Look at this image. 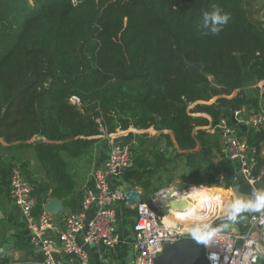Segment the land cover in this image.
Returning a JSON list of instances; mask_svg holds the SVG:
<instances>
[{
  "label": "trees",
  "instance_id": "16d2710c",
  "mask_svg": "<svg viewBox=\"0 0 264 264\" xmlns=\"http://www.w3.org/2000/svg\"><path fill=\"white\" fill-rule=\"evenodd\" d=\"M243 3L0 0V139H44L30 146L47 178L35 198L40 212L49 199L74 193L64 156L78 159L101 141L92 138L147 130L157 120L158 131L173 136L174 143L161 134L171 155L156 151L152 167L121 176L144 201L177 161L184 182L196 188L232 186L237 165L223 158L216 137L195 130L209 123L193 115H206L219 129L236 111L260 109L244 89L264 81V22L251 21ZM239 135L257 153L264 147L263 132L247 127ZM9 179L10 168L0 163V195ZM252 212L235 209L214 229L230 222L244 231Z\"/></svg>",
  "mask_w": 264,
  "mask_h": 264
},
{
  "label": "built area",
  "instance_id": "2783aa9c",
  "mask_svg": "<svg viewBox=\"0 0 264 264\" xmlns=\"http://www.w3.org/2000/svg\"><path fill=\"white\" fill-rule=\"evenodd\" d=\"M71 102L77 103V100L72 99ZM241 115L242 110H239L232 117L238 121V125H245ZM238 125L224 120L220 122V154L226 160L235 161V177L241 174L252 186L264 181V164L257 166V159H264V147L259 153L249 147L239 135ZM248 126L264 133V114H251ZM108 145L104 166L92 174V185L83 191L79 211L62 216L63 230L58 233V239L53 238L57 230L54 218L44 209L34 214L37 203L33 186L22 167L12 164L8 195L29 233L28 241L43 253V260L36 264H58L61 257H64L62 264H88L83 247L100 244L110 249L117 245L114 206L122 203L127 207V199L120 189L111 187L110 181L121 178L131 169L133 151L130 145L114 140H110ZM155 198L150 197L133 207V264H156L164 245L185 238L200 240L208 264H257L264 257V183L262 188L255 191L258 205L255 212L249 214L245 230L235 233L214 229L220 216L228 210L223 203L211 205V209H206L198 222L191 221L194 217L190 212L167 210L178 220L167 222L152 206ZM91 209L93 214L88 218L86 215ZM237 209L240 210V207ZM212 210L214 213L208 215Z\"/></svg>",
  "mask_w": 264,
  "mask_h": 264
},
{
  "label": "crops",
  "instance_id": "0c3cea01",
  "mask_svg": "<svg viewBox=\"0 0 264 264\" xmlns=\"http://www.w3.org/2000/svg\"><path fill=\"white\" fill-rule=\"evenodd\" d=\"M245 94L247 96H254L259 100L260 109L258 112L264 114V110L262 106H264V81L257 83L254 86H248L244 89ZM214 100L210 101L207 104L213 103ZM253 113V112H252ZM255 113H257L255 111ZM194 117H202L208 121V125L204 127H197L195 130H203L206 133L210 132L209 129L211 127V119L206 115L196 114ZM242 119L245 124L249 122L250 115L244 113L242 110ZM231 122V121H230ZM247 127H249L247 125ZM161 134H168L170 136V140L174 143V139L171 133L167 131L160 132L156 130L154 127H151L147 130H136L133 128H129L125 132H118L116 134H112L111 136H103V137H95L92 139L100 140L96 143L90 150L85 152L82 157L78 159H71L67 156H64V159L67 164V171L74 178V193L67 200H63V211L57 216L54 217V224L56 226V232L53 233V238L58 239V233L63 230L62 224V216L68 213H76L79 211L80 203L82 200L83 191L86 188H90L91 176L96 170H101L104 166V162L107 159L108 155V147L109 141L114 140L115 142H120L118 138H126L130 137L127 142V145H135L137 140L141 136H147L148 138L153 137L159 139L160 141H164L161 138ZM218 135H220V129L218 131ZM221 137V136H220ZM39 143L43 142L44 139L40 137L33 138L30 141L20 143H11L7 144L3 140L0 139V163H2L7 170L11 167L13 163L19 164L23 171L25 172L26 177L29 179L33 186V196L36 198L39 194V182L36 179V173L38 169V162L36 159V155L34 153L33 148L30 146L32 142ZM165 142V141H164ZM34 143V144H35ZM124 144V142H121ZM219 144L221 147V138H219ZM157 145V144H155ZM166 145V142H165ZM131 146L133 151V162L131 169H141L143 161L140 160L136 156L134 152V148ZM163 148V145L160 146ZM162 150V149H160ZM90 159L92 161L90 162ZM147 164L144 169L152 167L153 164V155L152 161L145 162ZM90 167L92 169H90ZM41 170V180L43 179V170L39 166ZM37 183V184H36ZM36 184V185H35ZM112 188L120 189L122 186H129L125 184L122 178L112 179L110 181ZM131 187V186H130ZM219 189L224 190V188L216 186ZM133 190H137L133 188ZM200 189V188H197ZM205 190H208L204 188ZM169 191V190H168ZM172 191V190H171ZM210 191V190H209ZM225 191V190H224ZM167 192V191H166ZM166 192H156L154 194L155 197H162ZM212 193V191H210ZM158 193V194H157ZM179 194V193H177ZM229 194L225 195H216L213 197L217 200H221L220 203L225 202L228 199ZM152 196V197H154ZM182 196V195H181ZM235 198V197H234ZM50 200V199H49ZM236 200V199H235ZM233 202L230 212L229 210L225 211L222 214V217L215 223V225H221L223 220L229 219V215L232 211L240 207L237 201ZM237 202V204H236ZM238 205V206H237ZM237 206V207H236ZM44 205L42 206V209ZM239 210V209H237ZM253 210V209H251ZM16 208L13 206L12 201L8 195V187L5 190L4 195H0V264H17V263H26V264H36L43 260V253L40 248L32 245L28 241L29 233L20 217L19 213L16 214ZM115 216H116V235L118 238V243L113 248H106L103 245H95V246H85L83 247L85 253L88 256V264H133V232H132V223L134 220V210L133 208L126 207L122 203H117L114 206ZM39 211L38 205L34 211V214H37ZM165 219L169 220V222H177L178 220L173 216L171 212H161L158 211ZM93 214V210L87 213V217H91ZM186 221V220H183ZM231 224L230 222L226 223ZM221 227V226H220ZM239 231L237 228L232 229L230 232L235 233ZM80 245L81 240L78 239ZM6 245V250H1L3 246ZM204 252V248H203ZM61 263L64 262V257L60 258Z\"/></svg>",
  "mask_w": 264,
  "mask_h": 264
},
{
  "label": "water",
  "instance_id": "95a60500",
  "mask_svg": "<svg viewBox=\"0 0 264 264\" xmlns=\"http://www.w3.org/2000/svg\"><path fill=\"white\" fill-rule=\"evenodd\" d=\"M199 69V65L195 66ZM211 83L218 87V82L214 79H210ZM241 121V119H240ZM231 122L234 125H238L233 117H231ZM247 124L238 125L239 128L246 130ZM156 130H161L162 126L157 120L155 127ZM165 152V151H164ZM235 162V161H233ZM43 181L47 182L46 174L43 171ZM264 181H259L250 186L245 178L238 174L234 177L232 181V186L230 188L231 193L235 197L236 201L240 205V210H255L257 208L258 202L255 198V191L262 188ZM120 190L125 194L127 199V206L133 208L135 205L141 204L143 202V196L140 191L133 190L130 186H122ZM172 191L169 190L164 194V197L168 201H162V198H155L152 206L157 211L165 212L167 210H172L174 212H184L187 210L188 203L185 201H177L171 196ZM44 211L51 217H57L63 211V200L62 199H50L44 204ZM18 215V211H16ZM1 250H6V245L2 247ZM26 264V263H17ZM62 264V263H58ZM156 264H208L203 252V246L199 239L185 238L174 244H166L163 246L162 253L156 260Z\"/></svg>",
  "mask_w": 264,
  "mask_h": 264
},
{
  "label": "rangeland",
  "instance_id": "374dc122",
  "mask_svg": "<svg viewBox=\"0 0 264 264\" xmlns=\"http://www.w3.org/2000/svg\"><path fill=\"white\" fill-rule=\"evenodd\" d=\"M243 5H244V8H245V10L248 14V17L251 21H253V22H264V0H244ZM262 109L264 110V106H262ZM209 131L210 132H208V134L211 135V137H216L219 141V138H221V137H220V135H218V131H219L218 127L211 125ZM152 138L153 137L148 138L147 136H141L137 140V143H135V145H133V146L131 145L134 148V152L136 153V156L138 158H140V160L143 161L141 169H144V167L147 166V164H145V162H147L148 160H149V162L152 161V155H154V153L156 151H159L160 149H162L161 151L163 152V154H166L168 156L171 155L172 149L166 147L164 141H160L157 138H154V139H152ZM118 139L120 142H124V144L128 143L127 141L124 140L123 137L118 138ZM34 143L35 142L33 141L31 144L33 145ZM155 144H157V145H155ZM161 145H163V148H160ZM91 161H92V159H90V162ZM90 169H92V168L90 167ZM169 170H170V172L168 174L161 173V179L160 180L157 179V180L153 181L152 188L153 189L160 188L158 193L159 192H166L168 190H172V191L179 193L180 195L185 196L188 193H190V190L197 189L193 185L184 182L185 179H182V176L186 175L187 172H186L184 165L181 162H179V161L175 162V166H173V164H172L171 166H169ZM34 179H36L37 182L40 181V183H39V187H40L41 186V170H40L39 166L37 169L36 177ZM211 188H217V187H211ZM211 188H209L208 190H210ZM230 188L224 189L225 191L228 192L229 195H228V199L225 202H223L224 207L227 208L229 210V212H230L232 205H234L233 202L235 200L233 194L230 191ZM200 189H202V188H200ZM138 191H140V190H138ZM210 191H212V190H210ZM212 193H213V191H212ZM214 194L215 193H213V195ZM219 202H221L220 199H219ZM236 204H237V202H236ZM220 215H221V213H220ZM219 229L230 232L232 229H235V226H233L232 224H227V225L225 224L224 226H221Z\"/></svg>",
  "mask_w": 264,
  "mask_h": 264
},
{
  "label": "bare ground",
  "instance_id": "6f19581e",
  "mask_svg": "<svg viewBox=\"0 0 264 264\" xmlns=\"http://www.w3.org/2000/svg\"><path fill=\"white\" fill-rule=\"evenodd\" d=\"M171 196L177 201H185L189 204L188 207L186 208L187 210H185L184 212L187 211L190 212L191 215H193L194 218L191 220L193 222L201 221L198 219H200L201 215L204 213L206 209L207 210L211 209L209 208L211 205L213 206L220 204L219 200L213 198L216 196H214L213 193H211L209 190H205V189L190 190V193H188L185 196L184 195L181 196L180 194H177V192L172 191ZM161 198L162 201H168V199L165 198L164 195ZM212 212L213 210L208 212V215H211ZM165 221L169 222V220L167 219H165Z\"/></svg>",
  "mask_w": 264,
  "mask_h": 264
}]
</instances>
